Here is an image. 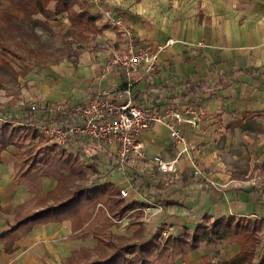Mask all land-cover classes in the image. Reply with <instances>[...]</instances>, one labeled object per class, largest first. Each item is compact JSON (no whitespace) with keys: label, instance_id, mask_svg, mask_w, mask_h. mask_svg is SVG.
I'll return each mask as SVG.
<instances>
[{"label":"crops","instance_id":"0c3cea01","mask_svg":"<svg viewBox=\"0 0 264 264\" xmlns=\"http://www.w3.org/2000/svg\"><path fill=\"white\" fill-rule=\"evenodd\" d=\"M70 3L73 11L88 13L93 21L72 26L66 11L49 19L36 15L46 26L56 27L64 21L68 37L83 38L73 46L75 56L30 66L17 79L19 94L0 108V115L4 110L21 117V109L28 103L64 108L100 94L112 96L126 81L117 66L106 68L114 47L131 38L136 46L153 49L172 38L173 44L159 53L155 70L133 85L132 96L136 102L148 101L159 108L189 106L192 112L187 115L196 114L200 120L197 127L188 123L181 127L189 152L179 155L174 174L160 172L151 162L154 155L170 160L177 154L168 129L161 124L139 133L146 158L124 168L118 167L114 145L76 140L68 148L59 146L81 164L83 177H74L69 187L82 183L90 188L92 182L108 181L117 189L127 188L124 199L136 207L112 217L98 202L81 225L74 226L70 219L28 223L10 250L0 241V264H81L109 250L98 247V239L117 242L118 237L144 244L152 236L157 238L163 227L171 228L170 236H178L228 216L260 224L252 258L256 264L264 252V188L249 179L255 172H264V0ZM56 4L57 0H51L47 8L54 11ZM113 20H119L121 26L112 24ZM200 83L211 87L188 92L189 85ZM19 156L13 145L0 151V232L17 216L52 202L58 184L55 176L41 175L39 193L31 191L29 183L16 174ZM192 163L200 169L199 175H193ZM135 174L157 179L160 195L152 199L131 187ZM140 228L144 231L139 232ZM240 248L226 240L200 243L195 250L178 255L175 262L217 264L237 255Z\"/></svg>","mask_w":264,"mask_h":264},{"label":"trees","instance_id":"16d2710c","mask_svg":"<svg viewBox=\"0 0 264 264\" xmlns=\"http://www.w3.org/2000/svg\"><path fill=\"white\" fill-rule=\"evenodd\" d=\"M49 1L51 0H0V21L9 28L23 30L27 24L46 26L45 21L33 18L38 13L49 19L54 13L66 11L72 26L91 22L94 19L88 13L73 11L70 0H57L56 9L50 11L47 8ZM23 32L25 34L26 30L24 29ZM30 35L37 38L32 30ZM210 87L200 83L189 85L187 89L190 94H194L208 90ZM5 118L0 124V151L9 145L19 149L16 174L27 181L29 189L35 193H39L41 175H53L58 181L56 190L51 195L52 202L46 203L35 212L17 216L13 224L0 232V241L7 249L10 250L13 242L27 230V228L23 229L25 225L33 224L40 219L48 221L70 219L75 226L81 225L90 218V212L87 211L94 209L98 202L112 217H119L136 207L133 201H126L120 195L119 189L108 181L101 184L97 181L92 182L90 188L82 183L69 187L74 177H83L79 160L57 145L32 143L38 136L40 140L41 135L38 131L31 130L26 125L15 127L10 119L4 120ZM64 169L68 173L64 174ZM159 184L157 179H148L144 174H135L131 181V187L152 199L160 195ZM58 192L59 195L55 197ZM44 195V197L50 196V194ZM259 227L258 222L246 217L228 216L199 224L191 232L182 235H169L163 242L158 241L156 235L150 237L144 244L129 243L124 241V238L118 237H115L117 242L113 240L103 242L98 239V247L109 250L81 264H177L175 258L178 255L195 250L200 243L212 245L218 240L236 242L241 248L237 255L217 264H253L252 258L259 243L257 235ZM138 231L143 232L144 229L140 228ZM256 264H264V252Z\"/></svg>","mask_w":264,"mask_h":264},{"label":"built area","instance_id":"2783aa9c","mask_svg":"<svg viewBox=\"0 0 264 264\" xmlns=\"http://www.w3.org/2000/svg\"><path fill=\"white\" fill-rule=\"evenodd\" d=\"M112 24L121 26L119 20H113ZM173 42L172 38H168L152 49L147 45L136 46L130 38L114 47L106 68L117 66L123 71L126 81L122 87L113 90L112 96L100 94L64 108L58 104L28 103L22 107L21 117L15 113L5 116L15 118L18 125L30 126L61 147L68 148L76 140H90L103 146L114 145L119 168L134 165L146 158L139 133L155 124H161L168 129L177 154L170 160L154 155L151 162L160 172L174 174L177 172L176 161L179 155L189 152L188 139L181 127L185 123L197 127L199 116H188L192 111L186 105L183 108L178 105L159 108L148 101L136 102L132 96L133 85L149 77L157 66L159 53ZM192 164L193 175H199L200 169ZM249 182L264 188V172H255ZM119 192L123 198L128 197L127 188H121ZM170 234L171 228L163 227L159 229L157 240L163 242Z\"/></svg>","mask_w":264,"mask_h":264},{"label":"rangeland","instance_id":"374dc122","mask_svg":"<svg viewBox=\"0 0 264 264\" xmlns=\"http://www.w3.org/2000/svg\"><path fill=\"white\" fill-rule=\"evenodd\" d=\"M33 18H38V15ZM24 29L26 35L23 32ZM23 30L9 28L5 26L4 22L0 21V108L8 104L9 101H13L19 94L20 87L19 84L17 85V79L23 77L31 69L30 66L39 62H50L63 58L71 59V56L76 54L73 49L76 41L83 40L80 36L71 35L68 37L66 35L67 23L64 21H60L56 27L53 25L27 24V27ZM31 30L35 32L37 38L30 35ZM5 115L6 111L3 110L0 116V124L3 118L8 117ZM8 119L15 127L19 126L15 118L8 117ZM38 140L39 136L32 143L52 145V142L43 135Z\"/></svg>","mask_w":264,"mask_h":264}]
</instances>
